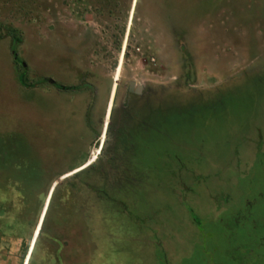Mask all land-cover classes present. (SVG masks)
Masks as SVG:
<instances>
[{
	"label": "rangeland",
	"instance_id": "1",
	"mask_svg": "<svg viewBox=\"0 0 264 264\" xmlns=\"http://www.w3.org/2000/svg\"><path fill=\"white\" fill-rule=\"evenodd\" d=\"M103 1L0 0V155L38 196L17 206L0 188L29 227L0 242V264H264V0ZM9 30L29 82L75 85L82 60L101 75L125 45L120 80H142L139 106L163 110L137 157L77 167V95L20 85Z\"/></svg>",
	"mask_w": 264,
	"mask_h": 264
},
{
	"label": "flooded vegetation",
	"instance_id": "2",
	"mask_svg": "<svg viewBox=\"0 0 264 264\" xmlns=\"http://www.w3.org/2000/svg\"><path fill=\"white\" fill-rule=\"evenodd\" d=\"M118 41L120 42V39ZM125 49L124 45L119 58L118 50H121V45L120 43L114 44L113 50L117 53L111 57L108 55V58L104 59L107 61V65L105 73L101 75H99L97 61L89 60L86 63L82 60L75 85H63L52 77H47L55 82H48L50 87L55 88L59 93L75 92L78 98L77 103H80L79 118L81 122L78 131L84 149L80 154L81 164L77 167L89 160L92 163L107 162L112 164H124L133 160L137 156L130 154L131 147L137 144L144 134L143 129L147 125L148 119L154 117L155 114L154 120L159 122V115L163 117L162 108L153 110L139 106L148 93L142 80L139 81L132 77L126 78L124 82L120 80ZM127 54H130L129 50ZM140 67L143 72L147 69L157 72L158 60L144 58ZM117 69L119 71L116 83H114ZM103 79L107 80L105 86L101 85ZM117 168L114 169V172L118 170ZM256 194L264 197V192L258 191ZM244 207H246V214L252 212L251 202L248 201L242 208L235 210V218L244 213ZM256 217L252 216L254 223ZM259 241L263 243L262 238Z\"/></svg>",
	"mask_w": 264,
	"mask_h": 264
},
{
	"label": "trees",
	"instance_id": "3",
	"mask_svg": "<svg viewBox=\"0 0 264 264\" xmlns=\"http://www.w3.org/2000/svg\"><path fill=\"white\" fill-rule=\"evenodd\" d=\"M101 1H103V0H101ZM108 2H109V4L112 2L115 4V3H117V0H109ZM106 4H108V3L106 2ZM9 34H11L12 38H13L12 40H13L14 44L12 46V49H14L16 51L15 46L20 41L18 38V32L16 30H9ZM13 61L16 65L21 67L14 59H13ZM21 73H22V67H21V72L18 74V82L20 83V85L26 87L25 85L33 83V82L28 81L26 74L24 76H21ZM34 82H36V81H34ZM9 162H10V160H8L6 153H4L3 155H0V171H1L0 173H2L1 175H2V179H3L0 182V188L2 189V191L4 193H7L6 190L10 189L9 188L10 186H12L14 188V191L12 193H14V195L18 196V198L16 200L17 206H19V204L24 205L27 202L26 201L27 198H29V200L31 199L33 201V203H35L38 199V196H35L34 194H33V196H30L29 195L30 193H28L24 189L23 184L20 182L19 183L17 182V180L14 177V175H15L14 167H15L16 163L13 162V164H12ZM16 167H18V166H16ZM54 180L55 179H53L51 181L50 186L52 185V182ZM59 184L60 183L58 182V184L55 186V188L51 194L50 201H51L52 196H53V194H54V192L57 189ZM50 186L48 187L47 191L45 192L46 195L44 193L45 199H46V196H47V193L49 191ZM45 199H44V201H45ZM50 201L48 203V207L50 205ZM43 204H44V202H43ZM48 207H47V210H48ZM40 209H38L39 212H40ZM20 210L21 209L16 208L15 205H13L12 199L8 198V199H3L0 201V242H7L9 239H15V240L20 239L21 237L26 235L27 232L29 231V227L24 224L22 218L20 217V214H21ZM47 210H46V213H47ZM46 213L44 215V219H45ZM42 225H43V222H41L40 230L42 229ZM32 228H34V226ZM33 232H34V230H33ZM32 236H33V233H32ZM32 236H31V240H32ZM35 242H36V240L34 241L33 247L35 245ZM30 244H31V241L29 243V247H30ZM29 247H28V249H29ZM33 247H32V249H33ZM32 249H31V252H32ZM28 260H29V258H28ZM27 264H28V261H27Z\"/></svg>",
	"mask_w": 264,
	"mask_h": 264
},
{
	"label": "water",
	"instance_id": "4",
	"mask_svg": "<svg viewBox=\"0 0 264 264\" xmlns=\"http://www.w3.org/2000/svg\"><path fill=\"white\" fill-rule=\"evenodd\" d=\"M11 53H12L13 59L22 67L21 76H24L26 74V72H27V66H26L25 62L18 57V55H17V53H16V51L14 49H12ZM48 82L49 83H55L54 80H52V79L43 78V79H41L39 81L33 82L32 84H27L25 86L26 87H35V86H38L40 84H45V83H48ZM56 185L57 184H55L52 187V190H54ZM52 190H51V193H52ZM51 193L49 194V198H50Z\"/></svg>",
	"mask_w": 264,
	"mask_h": 264
},
{
	"label": "bare ground",
	"instance_id": "5",
	"mask_svg": "<svg viewBox=\"0 0 264 264\" xmlns=\"http://www.w3.org/2000/svg\"><path fill=\"white\" fill-rule=\"evenodd\" d=\"M57 183V182H56ZM56 183H54L53 185H52V187L56 184ZM52 187H51V189H50V191H49V193H48V195H47V205H48V201H49V194L51 193V190H52ZM47 205H46V208H47ZM42 210H43V207H42ZM44 212V211H43ZM43 212L41 211V214H40V217H39V224H41V222H42V219H43V217H44V214H43ZM43 214V216H41ZM38 231V230H37ZM37 231H36V233H37ZM33 244H34V240H33V242H32V245H31V248L29 249V251H28V256H27V258L26 259H28V257H29V254H30V251H31V249H32V246H33Z\"/></svg>",
	"mask_w": 264,
	"mask_h": 264
}]
</instances>
